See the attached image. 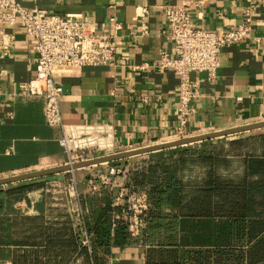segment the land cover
<instances>
[{
    "label": "crops",
    "instance_id": "0c3cea01",
    "mask_svg": "<svg viewBox=\"0 0 264 264\" xmlns=\"http://www.w3.org/2000/svg\"><path fill=\"white\" fill-rule=\"evenodd\" d=\"M166 1L191 3L192 25L209 31L222 32L243 21L252 25L248 38L221 48L214 78L207 79L204 73L192 74L197 88L189 103L191 114L183 137L264 121V0H252L251 4L248 0H19L26 8L80 14L84 21L96 23L99 32L111 30L110 17L121 23L112 64L58 66L52 70L53 81L62 88L60 112L64 123L112 124L115 151L120 152L179 139L175 134L177 75L169 68L158 66L159 52L172 55L173 51L161 12ZM4 30L14 34V45L8 55L0 53V179L52 168L64 161L57 142L59 130L49 127L44 120V98L16 93L18 83L27 82L35 74L32 41L19 24L6 25ZM199 143L177 147H187L188 153H194ZM159 151L162 150L115 161L123 167L117 185L123 186L127 181L132 185L133 172L152 163ZM106 168L89 166L62 173L70 174L75 180L84 221L92 211L104 206L105 195L114 193L118 187L89 190L86 179ZM200 175V167L190 165L184 168L180 178L193 180ZM27 181L15 184H41L27 194L43 189L40 181ZM39 195L33 198L27 195L13 207L24 217L41 216L57 230L65 221H69L71 229H76V217L68 210L70 200H46ZM163 210L168 211L166 207ZM67 232L66 229L63 238L68 236ZM129 240V244L112 247L106 254L99 248L94 253L102 258L103 264H143L145 245L140 240ZM82 247L91 253L90 240L88 246ZM13 250L8 247L1 261L10 262ZM70 258L63 264H95L91 258L87 263L72 254Z\"/></svg>",
    "mask_w": 264,
    "mask_h": 264
},
{
    "label": "trees",
    "instance_id": "16d2710c",
    "mask_svg": "<svg viewBox=\"0 0 264 264\" xmlns=\"http://www.w3.org/2000/svg\"><path fill=\"white\" fill-rule=\"evenodd\" d=\"M214 142H200L194 153L187 147L159 151L152 163L133 172L132 185H123L147 195L146 224L134 239L145 245L143 264L264 262V133L230 139L226 147ZM190 165L200 167L201 175L182 181L180 175ZM39 187L17 183L0 189V260L11 246L10 264H63L71 254L83 263L91 258L103 264L94 249L106 254L129 244L125 223L112 217L120 211L111 205L113 193L105 195L104 206L89 219L82 217L91 245L88 253L80 246L78 226L71 229L65 221L57 230L41 216L24 217L15 211L13 203Z\"/></svg>",
    "mask_w": 264,
    "mask_h": 264
},
{
    "label": "built area",
    "instance_id": "2783aa9c",
    "mask_svg": "<svg viewBox=\"0 0 264 264\" xmlns=\"http://www.w3.org/2000/svg\"><path fill=\"white\" fill-rule=\"evenodd\" d=\"M252 0H248L251 4ZM191 3L172 4L165 2L161 12L168 28V37L173 51L159 52L158 66L169 68L177 75L175 134L178 138L185 135L191 109L190 101L196 95L197 82L192 79L194 73H204L207 79L215 77L219 65L221 48L230 43H238L249 37L251 23L243 21L229 26L222 32H214L195 27L190 21ZM249 8L246 13H249ZM109 32L97 31L94 22L84 21L80 14L48 13L36 8H26L19 0H0V53L8 55L14 45V34L4 30L6 25H21L23 33L31 39L35 52L33 63L34 77L27 82L18 83L19 95H40L44 98V120L49 127L59 130L58 145L64 154L61 165L111 155L115 151V129L106 122L66 124L60 112L62 88L52 78V70L58 66L110 65L116 56V36L121 23L113 17ZM131 149H125L128 151ZM104 171H98L86 179L90 191L99 186L114 187L123 167L117 162H107ZM111 205L120 207L113 219L122 220L129 236L139 237L145 227L148 209L147 195L144 191H130L117 185ZM67 199L71 201L68 210L76 217V226L80 230V245L88 246L89 236L83 223V210L78 201L75 180L67 190ZM0 264H10L2 262ZM260 264H264L260 263Z\"/></svg>",
    "mask_w": 264,
    "mask_h": 264
},
{
    "label": "water",
    "instance_id": "95a60500",
    "mask_svg": "<svg viewBox=\"0 0 264 264\" xmlns=\"http://www.w3.org/2000/svg\"><path fill=\"white\" fill-rule=\"evenodd\" d=\"M259 128H264V121L256 122V123H252L248 125H242L238 127H233V128L225 129L221 131H214V132L200 134V135L182 137V138L169 141V142H165V143L146 146V147H142L138 149H132L128 151H121V152H117V153L103 156V157H98V158H93V159H89L85 161L76 162L71 165H58V166L48 168V169L13 175V176L0 179V186L11 184V183H16V182H22L26 180H31V179H36V178L49 176L53 174L68 172V171H72V170L79 169V168L95 166V165L102 164V163L121 160V159L128 158L134 155L142 154V153H148V152H153V151H158V150H163V149H168V148H174L177 146H184V145L195 143V142H201V141H205V140H209L213 138L224 137L227 135L241 133V132L250 131V130L259 129Z\"/></svg>",
    "mask_w": 264,
    "mask_h": 264
},
{
    "label": "rangeland",
    "instance_id": "374dc122",
    "mask_svg": "<svg viewBox=\"0 0 264 264\" xmlns=\"http://www.w3.org/2000/svg\"><path fill=\"white\" fill-rule=\"evenodd\" d=\"M262 133H264V128L255 129V130L246 131V132H241V133H237V134L227 135V136H224L221 138H216L218 140L214 139L215 142L213 143V146L226 147L227 141H229L230 139L246 138V137H250V136L259 135ZM235 165H236V163H234L232 168H234ZM67 175L68 174L58 173V174L44 176V177L33 179V180H28V181H40L43 184V189L41 191L33 192L32 194H26V195H29V197L33 198L37 194L40 193L39 196L42 197L43 199H46V200H51L52 198L66 199L67 198V190L69 189V187L71 186V183H72V176L70 174L68 176ZM27 197L28 196H26V198ZM17 202L18 201H15L13 204H16ZM14 209L17 212H20L18 209H16V208H14ZM0 263H2L1 260H0Z\"/></svg>",
    "mask_w": 264,
    "mask_h": 264
}]
</instances>
